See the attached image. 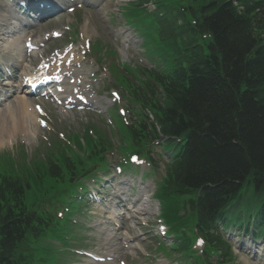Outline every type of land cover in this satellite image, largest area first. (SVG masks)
I'll use <instances>...</instances> for the list:
<instances>
[{
	"label": "trees",
	"instance_id": "16d2710c",
	"mask_svg": "<svg viewBox=\"0 0 264 264\" xmlns=\"http://www.w3.org/2000/svg\"><path fill=\"white\" fill-rule=\"evenodd\" d=\"M234 1L196 0L198 9L190 7L193 20L182 14L177 17L182 24L167 20L161 39L186 52L173 78L157 72L153 76L166 86L164 104L153 103L161 131L189 139L170 186L176 195L204 187L200 203L207 211L223 206L241 179H252L264 189V10L248 3L253 0H239L241 11ZM202 32L212 33L205 47L196 39ZM135 132L136 139L144 140L156 130L142 121ZM58 166L50 170L61 177ZM11 178L0 179V264H26V258L15 251L28 235L37 238L35 228L42 226L34 227L39 218L26 210L27 185ZM208 217L202 215L200 225L205 230Z\"/></svg>",
	"mask_w": 264,
	"mask_h": 264
},
{
	"label": "rangeland",
	"instance_id": "374dc122",
	"mask_svg": "<svg viewBox=\"0 0 264 264\" xmlns=\"http://www.w3.org/2000/svg\"><path fill=\"white\" fill-rule=\"evenodd\" d=\"M75 13L63 18V20H64L63 22L59 21L56 24H52L48 28H46V27L41 28L38 31L39 32L38 34L40 36H43V35L47 34V32L50 30H53L55 28H63V26H65L66 20L68 18H74ZM83 14L87 15L88 13L84 12ZM95 21H98V20L94 19V22ZM95 23H93V24L96 27L97 23L96 24ZM118 25L125 26V19L122 15L116 16L111 21V23L108 22L107 25L104 24L103 28L100 25H99V28H97L98 31L100 32V38L99 39H101L102 42H104L107 46L112 47L113 49H115L113 47L115 43H114L113 39L108 35V32L106 29H109L108 26L110 27V29H113ZM62 40H63V38H61L59 40H53V41L48 42L45 45L43 51L51 52ZM125 56H126L125 59H124V57L121 58L123 61H128L129 64H134V65L137 64L136 61L139 58V56H137L136 53L135 54L130 53L129 55H128V53H126ZM111 58L114 59V58H116V56H111ZM100 84H102V82H100ZM15 100L16 99L11 100L8 104L14 105ZM7 106L8 105L1 107L0 111H3L4 109H6ZM9 111H10L9 109H6L5 111L1 112L0 118L1 119L6 118L9 120ZM50 121L51 122H48L49 127L47 129H42L40 131L38 129L39 126L38 125L35 126V129L32 132V135H34V136L30 135V136H26V137H16L15 142H14V151L16 149V146L21 143L25 147L26 152L28 153L29 159H31V157H33V158H36V159H39L42 161V160H45V157H46V148L48 146H50V147L53 146V143H50V140L55 136L62 138V139L70 140V137H72L73 135H79L80 137L83 138V140H85V138H86L89 141H91V143H93V144L96 143L98 137H100L99 130L96 127H92L89 125L90 121H89V117H87V116H82V115L81 116H68V118L56 117V119L50 118ZM109 128H110L111 133L116 134L115 130L113 129V126L106 124L105 129L108 130ZM7 137H9V135H7ZM116 139L120 141L118 136H116L114 138V140H116ZM114 143L116 146H118V144L116 142H114ZM59 147H62V143H59L57 146H55L54 150H57ZM7 149H9V148H7ZM89 150L93 151L94 149H89ZM0 169L1 170H3V169L10 170L12 168H10L8 163H3V165L0 166ZM23 169L24 168L21 167L20 169H16L15 171L13 170V173L21 174ZM72 206L77 207L78 204L73 203ZM72 227L73 226L70 224V222H68V218L61 219L58 222V228L60 230H62V232L69 231ZM88 234H90V232L86 233V235H88ZM28 245H29V249L26 252L28 253V255L30 257L33 258V260H35V259L38 260L37 264H66L65 259L63 257V255H65V253L64 252L59 253V250L57 248L50 247V249L54 251V253L57 257L56 261L51 262L43 254L41 245L39 243L29 242ZM61 245L63 246V249L61 251H64L66 249L70 250V247L74 246L72 244H67L65 241H62V240H61ZM239 261L243 262L240 258H239Z\"/></svg>",
	"mask_w": 264,
	"mask_h": 264
},
{
	"label": "bare ground",
	"instance_id": "6f19581e",
	"mask_svg": "<svg viewBox=\"0 0 264 264\" xmlns=\"http://www.w3.org/2000/svg\"><path fill=\"white\" fill-rule=\"evenodd\" d=\"M3 22V20H2ZM1 22V23H2ZM1 26V24H0ZM21 37L11 38L6 43H3V46L11 53V54H19L24 62L22 66V71L28 72L31 70L30 66L27 63L29 58H33V55H26L23 48L20 46ZM61 58L58 56H54L51 58L42 59L40 62H43L54 69L63 70L65 76H74L75 82L79 83L76 80L75 75L81 74L82 71L76 70L75 67L77 63H72L70 66L65 67L64 62L60 60ZM75 74V75H74ZM82 80V79H79ZM68 87H72L70 84H67ZM17 94L21 92L16 91ZM8 120V119H7ZM0 120V147L2 148L5 144H12L16 137H26L28 135H32V132L35 129V126L39 123L37 116H35L34 108L31 102L28 101L27 97L22 94L17 100L16 107L11 109L9 112V120L7 121ZM9 137H7V135ZM6 155L2 157V159H6ZM238 186L232 190L234 193L237 192L240 187L246 182V179H241ZM232 192V193H233Z\"/></svg>",
	"mask_w": 264,
	"mask_h": 264
},
{
	"label": "snow or ice",
	"instance_id": "6c2138e0",
	"mask_svg": "<svg viewBox=\"0 0 264 264\" xmlns=\"http://www.w3.org/2000/svg\"><path fill=\"white\" fill-rule=\"evenodd\" d=\"M200 243H202V241Z\"/></svg>",
	"mask_w": 264,
	"mask_h": 264
}]
</instances>
